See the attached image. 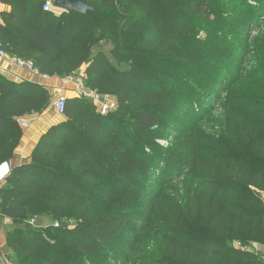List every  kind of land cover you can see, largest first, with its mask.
<instances>
[{
	"label": "trees",
	"instance_id": "16d2710c",
	"mask_svg": "<svg viewBox=\"0 0 264 264\" xmlns=\"http://www.w3.org/2000/svg\"><path fill=\"white\" fill-rule=\"evenodd\" d=\"M46 1L0 0L9 7L0 12V49L49 77H76L85 66V86L116 107L102 114L90 98L67 97L63 119L0 183V217L12 223L7 258L121 264L112 253L119 250L131 263L140 255L141 264H264L253 246L264 244V117L243 142L228 132L200 145L159 142L186 123L188 105L222 88L242 54L264 79V31L244 39L264 0H84L91 6L84 13L46 11ZM53 100L43 84L0 72V163L14 158L24 136L17 118ZM158 174L162 189L154 191ZM46 215L58 226L29 224ZM158 222L163 245L149 254L141 240ZM2 257L0 248V264Z\"/></svg>",
	"mask_w": 264,
	"mask_h": 264
},
{
	"label": "rangeland",
	"instance_id": "374dc122",
	"mask_svg": "<svg viewBox=\"0 0 264 264\" xmlns=\"http://www.w3.org/2000/svg\"><path fill=\"white\" fill-rule=\"evenodd\" d=\"M257 19L254 26L250 28L248 35H244L245 42L264 31V15ZM102 48L112 61L111 64L113 66L117 67L119 70H125L127 68L125 63H118V61L110 55V44H102ZM241 57L242 58H238V62L234 63V69L226 73L227 76L220 84L222 88L218 89V91L212 94L208 99H204L201 104L193 101V110L189 108V105L187 106L186 111L181 115V117H185L186 123L180 126V128L173 129L169 133L168 139H161L159 141L161 145L167 146L168 142L174 137L179 138L177 142L188 141L193 144L195 143V145H200L209 141L211 137L223 132H228L235 142H243L247 136V131L251 122L255 118L264 117V79H260L256 77V74L250 72L252 67L249 66L248 62L250 60L252 61L251 58H248V56L245 58L244 54H242ZM85 69L86 67L81 71L78 70L73 80L64 78V83L74 85V80H80V78L85 77ZM107 98L109 102L112 101L109 97ZM47 109L57 123L62 120V114L57 113L54 107V100L48 108L40 113L33 114H44ZM165 167L166 166H164L163 169H165ZM181 171L174 175L176 176L177 184L186 177V173ZM205 173H207L205 168H201L197 171L199 175H205ZM152 179V184H150L153 187L152 189H154V191H160L162 189V185H160L161 175L158 174L152 177ZM155 181H157L156 185H154ZM170 193L174 194L173 196L177 194L173 186L170 189ZM55 223V220L48 215L34 217L29 220V224L34 227H46L51 224L55 225ZM69 224L73 226L75 222L69 221ZM11 227V221L9 223L4 217H0V239L2 236H4L5 239V232ZM163 233L164 224L161 222L153 224L146 231L141 242L145 247L150 246L148 250L149 254L159 252V247L163 245ZM3 251L5 254V256L2 257L3 264H14L7 258L8 248L4 247ZM112 253L118 256L121 264L128 261L131 263L132 258L129 259V256L119 252V250H114ZM145 253L148 255L147 251H145ZM140 258V255L137 256L136 260L133 258L134 261L131 264H137L138 262L141 264V261H137Z\"/></svg>",
	"mask_w": 264,
	"mask_h": 264
},
{
	"label": "crops",
	"instance_id": "0c3cea01",
	"mask_svg": "<svg viewBox=\"0 0 264 264\" xmlns=\"http://www.w3.org/2000/svg\"><path fill=\"white\" fill-rule=\"evenodd\" d=\"M5 10H9V7L0 2V12ZM58 11L60 12L59 9ZM0 22H2L1 17ZM84 68L85 66H82L79 70L81 71ZM0 72L6 78L13 81H30L43 84L47 87L50 93L54 95V100L60 94H64L66 95V97L79 96L80 94L76 89L75 84H65L63 80L64 78H60L57 76H40L31 69L14 65L11 60L4 57H0ZM24 117L29 118L31 120V124L28 128H22L24 130V136L21 139L18 148L15 150L14 158L9 160L12 166L30 161L32 149L36 145L41 134L50 126L57 123V121H55V119H53V117L50 115L48 109L46 110V112H44V114H29L25 115ZM5 220L10 223L9 219L5 218ZM253 246L260 252L264 259V244H254ZM4 247H6L5 239L4 236H2V238L0 239V248L3 252V257L5 256L3 251Z\"/></svg>",
	"mask_w": 264,
	"mask_h": 264
},
{
	"label": "built area",
	"instance_id": "2783aa9c",
	"mask_svg": "<svg viewBox=\"0 0 264 264\" xmlns=\"http://www.w3.org/2000/svg\"><path fill=\"white\" fill-rule=\"evenodd\" d=\"M53 1L54 0H47L43 6L44 10L48 11V10L52 9L53 8ZM0 57H4V58L11 60L12 63L16 66L31 69L36 74H38L40 76H44V77L47 76V75H43V74L39 73L38 70L34 68L33 63L31 61H25L22 58H18V57H14V56L12 57L11 55L6 53L2 49H0ZM68 78L73 80L75 77H68ZM74 84H75L76 89L80 93L79 95L92 99L98 105L99 110L102 114H106L108 112V110L114 109L116 107L115 101L111 97H109L108 95H102L99 92H97L96 90H91V89L87 88L81 79L80 80H78V79L74 80ZM107 97H109V99L112 100L113 102L112 101L109 102ZM66 98L67 97L64 96V94H60L54 100V107H55L57 113H59V114L63 113ZM17 122L22 128H28L31 124V120L27 117H24V116L18 117ZM12 167L13 166H12L11 162L8 160L2 161L0 163V183L10 174ZM55 226H58L57 222L55 223Z\"/></svg>",
	"mask_w": 264,
	"mask_h": 264
},
{
	"label": "water",
	"instance_id": "95a60500",
	"mask_svg": "<svg viewBox=\"0 0 264 264\" xmlns=\"http://www.w3.org/2000/svg\"><path fill=\"white\" fill-rule=\"evenodd\" d=\"M53 5L59 8L74 10L81 13L91 9V6L84 0H54Z\"/></svg>",
	"mask_w": 264,
	"mask_h": 264
}]
</instances>
